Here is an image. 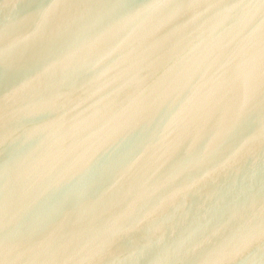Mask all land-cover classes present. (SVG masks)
Returning a JSON list of instances; mask_svg holds the SVG:
<instances>
[{
  "label": "water",
  "instance_id": "water-1",
  "mask_svg": "<svg viewBox=\"0 0 264 264\" xmlns=\"http://www.w3.org/2000/svg\"><path fill=\"white\" fill-rule=\"evenodd\" d=\"M0 264H264V0H0Z\"/></svg>",
  "mask_w": 264,
  "mask_h": 264
}]
</instances>
